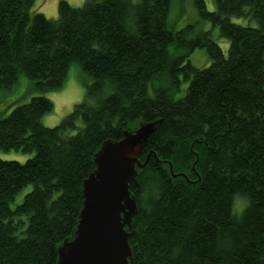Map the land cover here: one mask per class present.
Returning <instances> with one entry per match:
<instances>
[{
    "label": "trees",
    "instance_id": "1",
    "mask_svg": "<svg viewBox=\"0 0 264 264\" xmlns=\"http://www.w3.org/2000/svg\"><path fill=\"white\" fill-rule=\"evenodd\" d=\"M35 1L0 0V90L21 73L35 91L57 90L73 62L92 82L54 127L42 123L53 109L43 95L0 118V151L34 153L26 162L0 158V264H57L94 154L156 120L140 157L147 164L130 183L133 264H264V0H213V11L195 0L229 48L208 31L179 56L172 0H60L57 19L32 12ZM196 48L207 67L190 61Z\"/></svg>",
    "mask_w": 264,
    "mask_h": 264
},
{
    "label": "water",
    "instance_id": "2",
    "mask_svg": "<svg viewBox=\"0 0 264 264\" xmlns=\"http://www.w3.org/2000/svg\"><path fill=\"white\" fill-rule=\"evenodd\" d=\"M160 122L125 129L121 139L104 141L94 154L96 168L83 182L74 235L58 247L57 264H133L129 228L138 206L130 183L147 164L140 157Z\"/></svg>",
    "mask_w": 264,
    "mask_h": 264
},
{
    "label": "rangeland",
    "instance_id": "3",
    "mask_svg": "<svg viewBox=\"0 0 264 264\" xmlns=\"http://www.w3.org/2000/svg\"><path fill=\"white\" fill-rule=\"evenodd\" d=\"M60 0H36L32 7V12L43 13L50 19L59 17ZM74 7H81L85 0H66ZM208 10H215L213 0H206ZM233 21L245 25L243 19L233 18ZM168 27L173 33L180 37V44L171 46V51L175 56L182 55L186 49V43L191 41L203 32H210L212 38L227 53L229 41L220 35L219 27L210 21L204 20L196 8L195 0H172L168 18ZM190 61L196 67L203 68L210 64L209 56L204 48H196L190 54ZM92 82L91 77L82 70L78 62H73L69 68L67 77L61 88L51 91H35L33 80L21 73L16 84L8 90H0V118L11 113L17 103L28 102L34 95H43L53 102V109L42 117V123L46 127L58 125L62 119L68 115L77 103L82 102L86 97L88 85ZM165 84H167L165 82ZM180 91L176 90L175 97L183 95L187 83H183ZM108 94V92L103 95ZM153 96V93L150 92ZM34 153L19 150L0 151V158L6 160H17L26 162ZM32 190V186H27L16 195L12 207L15 208L22 203L25 195ZM239 208V207H238Z\"/></svg>",
    "mask_w": 264,
    "mask_h": 264
}]
</instances>
